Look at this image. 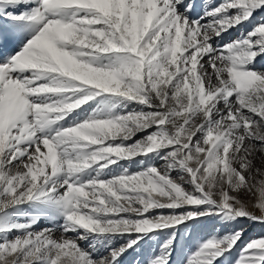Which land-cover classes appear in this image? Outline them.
<instances>
[{
	"label": "snow or ice",
	"instance_id": "6c2138e0",
	"mask_svg": "<svg viewBox=\"0 0 264 264\" xmlns=\"http://www.w3.org/2000/svg\"><path fill=\"white\" fill-rule=\"evenodd\" d=\"M264 0H0V264H264Z\"/></svg>",
	"mask_w": 264,
	"mask_h": 264
},
{
	"label": "rangeland",
	"instance_id": "374dc122",
	"mask_svg": "<svg viewBox=\"0 0 264 264\" xmlns=\"http://www.w3.org/2000/svg\"><path fill=\"white\" fill-rule=\"evenodd\" d=\"M252 231H253V234H258V233L264 232V227L257 226Z\"/></svg>",
	"mask_w": 264,
	"mask_h": 264
}]
</instances>
